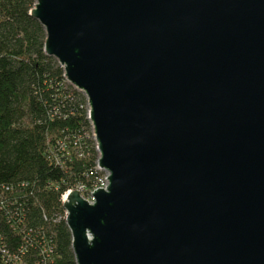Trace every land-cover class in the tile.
Returning <instances> with one entry per match:
<instances>
[{
  "label": "water",
  "instance_id": "obj_1",
  "mask_svg": "<svg viewBox=\"0 0 264 264\" xmlns=\"http://www.w3.org/2000/svg\"><path fill=\"white\" fill-rule=\"evenodd\" d=\"M107 171L63 202L76 264H264V0H35Z\"/></svg>",
  "mask_w": 264,
  "mask_h": 264
},
{
  "label": "trees",
  "instance_id": "obj_2",
  "mask_svg": "<svg viewBox=\"0 0 264 264\" xmlns=\"http://www.w3.org/2000/svg\"><path fill=\"white\" fill-rule=\"evenodd\" d=\"M34 4L0 0V264H76L62 196L95 188L98 152Z\"/></svg>",
  "mask_w": 264,
  "mask_h": 264
},
{
  "label": "built area",
  "instance_id": "obj_3",
  "mask_svg": "<svg viewBox=\"0 0 264 264\" xmlns=\"http://www.w3.org/2000/svg\"><path fill=\"white\" fill-rule=\"evenodd\" d=\"M95 171L96 172H100L101 174H100V176H99V178H98V184L95 186V188H99V187H103V188H105L106 186H107V184H108V181H107V175H108V173H107V171H105V170H103V169H101L99 166H98V164H96V166H95ZM82 189V188H81ZM81 189L79 188V189H77V190H79L80 191V193H81ZM69 192V190L62 196V200L64 201L65 200V198H66V195H67V193ZM92 190L90 191V193H89V195H87V196H84V195H82L84 198H86L87 200H89V201H93V197H92Z\"/></svg>",
  "mask_w": 264,
  "mask_h": 264
}]
</instances>
